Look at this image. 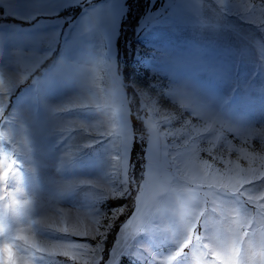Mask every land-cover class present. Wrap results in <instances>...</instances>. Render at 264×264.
<instances>
[{"label": "rangeland", "instance_id": "374dc122", "mask_svg": "<svg viewBox=\"0 0 264 264\" xmlns=\"http://www.w3.org/2000/svg\"><path fill=\"white\" fill-rule=\"evenodd\" d=\"M0 122V264H264V0H0Z\"/></svg>", "mask_w": 264, "mask_h": 264}, {"label": "trees", "instance_id": "16d2710c", "mask_svg": "<svg viewBox=\"0 0 264 264\" xmlns=\"http://www.w3.org/2000/svg\"><path fill=\"white\" fill-rule=\"evenodd\" d=\"M127 20L125 19L122 24V35L127 34L128 36L133 35L135 27L138 25V15L135 13L134 15H127ZM121 38V36H120ZM118 53H119V64L121 67L122 77L124 78L123 87L127 92L128 97L132 98V92L129 89L130 80H131V65L124 60L127 56L126 51L122 53L120 50V40L118 43ZM58 52L53 55V59L44 62L42 68L37 71L35 76H43V71L47 67L51 65V63L57 58ZM134 53H132V56ZM33 83V76L29 77L27 81L23 82L19 89L15 92V94L10 99V105L14 102L16 97H18L24 90L28 89L29 86ZM130 99V98H129ZM137 100V99H135ZM132 102V100H131ZM139 106V105H138ZM137 107H131V125L133 128V145L131 149V161H130V171H129V186L128 190L125 193L126 195L123 198L117 200H109L107 202L109 207H129L127 216L134 212L137 202L140 198V194L142 192L143 183L146 175V152L149 144V131L146 130L143 121L137 117ZM2 123L0 122V128ZM140 133V135H139ZM132 211V212H131ZM131 215V214H130ZM119 222L125 221V216H121L118 220ZM115 222V227L119 222ZM112 233H116L112 231ZM117 264H141L140 262L133 260L131 258H122Z\"/></svg>", "mask_w": 264, "mask_h": 264}, {"label": "crops", "instance_id": "0c3cea01", "mask_svg": "<svg viewBox=\"0 0 264 264\" xmlns=\"http://www.w3.org/2000/svg\"><path fill=\"white\" fill-rule=\"evenodd\" d=\"M1 10H3V11H4V10H5V8H2V7H1ZM3 11H2V12H3ZM7 11H8V10H7ZM10 15H11V14H10Z\"/></svg>", "mask_w": 264, "mask_h": 264}]
</instances>
